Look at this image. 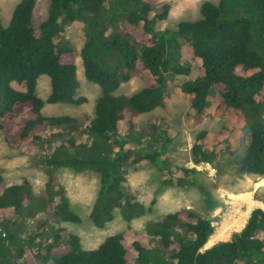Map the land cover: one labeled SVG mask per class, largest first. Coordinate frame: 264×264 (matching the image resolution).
<instances>
[{"label": "trees", "instance_id": "obj_1", "mask_svg": "<svg viewBox=\"0 0 264 264\" xmlns=\"http://www.w3.org/2000/svg\"><path fill=\"white\" fill-rule=\"evenodd\" d=\"M48 1L47 18L39 24L32 21L36 0H20L9 24L0 28V134L7 146L22 156L34 158V148L43 144L46 153L41 162L46 172L61 167L74 173L92 172L99 179L88 212L93 225L103 228L120 209L125 227L90 251L82 248L77 235L56 228L46 247H34L30 242L18 248L14 264H264L263 209L254 208L243 228L229 240L204 249L214 234L209 217L183 207L138 231L132 222L150 212L154 201L146 207L125 187L129 163L134 167L159 164L162 186L193 183L189 177L195 169L174 171L166 161L158 160V150L137 154L127 140L138 127L140 116L167 108L166 74H189V65L181 59L179 38L190 44L198 69L195 80L175 88L190 104L188 124L222 118L218 130H200L194 135L192 162L212 164L221 152L234 154L246 132L249 142L239 171L264 179V54L255 48V39L258 43L264 37V0H245L257 12L255 30L249 18H223L221 5L203 2L200 18L178 23L172 34L156 31V25L166 21L170 12V6L159 5V0H117L121 13H112L106 22L102 9L107 0ZM65 23L85 35L80 50L68 40L53 41V35L61 30L59 25ZM115 24L137 43L140 52L121 36L107 33V27ZM108 56H118L119 65L107 66ZM78 57L85 78L100 90L86 129L72 117H46L42 113L45 103L86 102L85 97L76 95ZM42 75L50 79L45 101L36 93L37 79ZM134 78L143 82L139 91L130 96L114 95L121 83ZM12 83L23 85L24 90H16ZM162 122L160 117H152L147 126L156 131ZM74 124L76 129L62 131L63 126ZM57 136L60 144L49 153ZM27 186L25 181L7 187L0 174V217L7 213L8 204L21 205ZM53 186L48 177V191ZM205 196L211 215L219 203L210 193L205 192ZM255 199L261 201L257 196ZM12 215L17 221L23 219L17 210ZM59 215L63 222H81L63 199ZM6 237L5 245H12L13 237Z\"/></svg>", "mask_w": 264, "mask_h": 264}, {"label": "rangeland", "instance_id": "obj_2", "mask_svg": "<svg viewBox=\"0 0 264 264\" xmlns=\"http://www.w3.org/2000/svg\"><path fill=\"white\" fill-rule=\"evenodd\" d=\"M20 0H0V28L6 27L11 19L14 7ZM203 2H210L222 6V17L226 19L249 18L253 23V30L257 28V12L245 0H159V5L168 4L170 12L168 19L156 25V31H169L170 34L180 22H194L200 18V7ZM48 0H36L32 21L35 25L44 21L48 14ZM105 7H108L105 9ZM106 22L112 13H121L117 0H107L103 9ZM61 30L53 35V41L68 40L78 50L85 43V35L74 25L65 23L59 25ZM107 33H113L126 39L136 52L140 47L130 37L125 35L120 24L107 27ZM180 55L184 63L190 67L188 75L166 74L169 104L166 109L157 108L153 112L139 117L138 127L128 140L129 147L137 154L156 149L161 154L158 159L166 161L170 169L177 171L181 168L195 169L190 175L193 183H183L180 186H162L160 184L159 164L134 167L129 163L126 169V191L136 201L144 206L151 205V211L136 218L132 225L141 231L150 222L157 221L165 214L180 208H188L204 218H210L214 227L204 249L219 241H227L232 233L240 231L245 225L250 212L254 208L264 210V179L255 175L241 173L239 166L248 146V133L241 136L234 154L221 152L212 164L201 163L195 165L191 160V147L194 135L200 130L216 131L220 128L222 118L205 119L201 124H188V114L192 113L190 104L181 98L175 88L185 82L193 81L198 76V69L193 62V52L190 44L179 38ZM255 48L264 54V37ZM109 67L119 65L118 56L105 58ZM76 76L79 88L76 95L85 97L86 102L81 105L48 104L45 103L42 113L46 117L69 116L82 123L81 129H86V120L93 117L95 100L100 94L98 85L88 81L84 76L82 60H76ZM16 90H24L23 85L12 83ZM143 87L139 79H131L121 83L114 95L130 96ZM36 93L42 100L50 94V79L42 75L37 79ZM152 117H160L163 122L154 131L147 126ZM76 129V125L63 126L62 131ZM155 135V136H154ZM154 137L153 141L150 138ZM61 137L57 136L51 143L48 152L53 151L60 144ZM83 140L87 142L86 136ZM41 144L34 148L35 157L22 156L16 150L7 146L0 134V174L7 187L21 185L27 182L26 196L20 206L7 205V213L0 217V264H14L17 249L32 242L34 247H46L51 241L53 230L65 228L68 232L80 238L82 248L86 251L96 249L107 237L120 232L125 227L121 210L116 209L113 219L103 228H96L88 216L89 209L94 202L99 189V179L90 171L74 173L67 167L54 168L46 172L42 165V158L46 153ZM47 152V153H48ZM159 163V162H158ZM48 177L52 178L53 188L48 191ZM205 192L211 194L218 201V206L209 215L206 207ZM256 196L261 200H256ZM66 200L70 209L81 219V222L70 223L60 220L59 206L61 200ZM19 211L23 216L17 221L12 211ZM13 238L8 246L5 245L6 236ZM3 238H2V237ZM5 236V237H4ZM37 236V237H36ZM36 237V239H33ZM33 239V241H32ZM18 257V256H17ZM18 263L22 259L17 260Z\"/></svg>", "mask_w": 264, "mask_h": 264}]
</instances>
